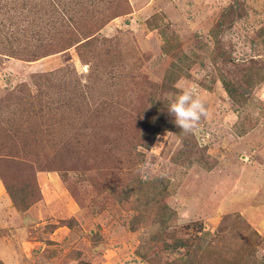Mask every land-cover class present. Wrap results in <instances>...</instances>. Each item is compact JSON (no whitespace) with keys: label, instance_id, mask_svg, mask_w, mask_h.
Returning a JSON list of instances; mask_svg holds the SVG:
<instances>
[{"label":"rangeland","instance_id":"obj_1","mask_svg":"<svg viewBox=\"0 0 264 264\" xmlns=\"http://www.w3.org/2000/svg\"><path fill=\"white\" fill-rule=\"evenodd\" d=\"M20 20L52 51L92 34L31 61L0 46L9 204L39 200L42 171L73 204L8 233L41 241L25 264H264V0H0V34ZM192 85L207 115L184 133L166 97Z\"/></svg>","mask_w":264,"mask_h":264},{"label":"crops","instance_id":"obj_2","mask_svg":"<svg viewBox=\"0 0 264 264\" xmlns=\"http://www.w3.org/2000/svg\"><path fill=\"white\" fill-rule=\"evenodd\" d=\"M38 179L43 194L40 195V199L37 202L22 211L17 210L14 206L11 207L9 204L10 197L8 198L4 184L0 179V259H5L7 264H25L23 258L33 248L39 249L41 244V241L34 239H24L15 245L8 244L6 237L8 233L15 232L18 234L17 232L20 231V234L25 235L23 233L24 231L37 226L38 222H40L35 217H43L51 213L54 216L53 218L60 219L64 216V212L73 206L71 202H66L67 198L64 194V185L56 172H39ZM52 187L55 188L56 192L51 191L49 192L50 194L44 192V190H50ZM61 230L63 231L62 227H56L51 233L52 236L49 237L56 240Z\"/></svg>","mask_w":264,"mask_h":264},{"label":"trees","instance_id":"obj_3","mask_svg":"<svg viewBox=\"0 0 264 264\" xmlns=\"http://www.w3.org/2000/svg\"><path fill=\"white\" fill-rule=\"evenodd\" d=\"M49 5H51L53 7V10L55 9V7L57 6L56 3H49ZM30 10H34V11H37L36 12V15L32 16L31 20H30V24H32V21L35 20L36 18L40 17V16H43V13H42V9L39 7V6H36V5H33L31 6V9ZM16 18V17H14ZM26 19H28V17H26ZM21 21L23 20H20V21H16L15 25L12 24L14 26V28H11V26L7 25L6 26V29L3 31V33L0 34V46H3L5 44H8V48L10 49V52H13L15 51L16 49H20L21 48V45H22V40H24L26 43H32V45L30 47H33L34 51L32 50L31 53H30V58L29 59H26V60H35V55H37V53L39 54L40 57H43L45 55H49V54H52V53H56V52H61V51H64L72 46H75V47H79V46H82L84 45V43L88 40H84L85 38L89 37L90 35L92 34H89V35H86L84 36L83 39H80L79 35H81V32H78V30L75 29L74 26H72V35L69 34V36L64 40V41H61L60 43V46H58V49L55 50V51H52L51 49V42H52V38L50 37H46L45 35H39L40 32H37L34 31V37L32 38V40H25L27 39V37L25 36H20L18 34V36H16L17 34V31L19 30V26H21ZM24 22V21H23ZM19 26H18V25ZM6 24H2V26L4 27ZM33 25L37 26L36 29L39 27V25H41V23H37V22H34ZM65 25V27H62V28H70V26L72 24H70L69 22L67 23H64V24H61V26ZM30 28L29 27H25L23 29V31H26V30H29ZM3 34V35H2ZM83 35H85L84 33H82ZM16 36V37H15ZM24 37V38H23ZM16 45V47L14 49H12V45ZM19 46V47H18ZM40 50V52H38ZM3 51V50H1ZM11 56V55H9ZM12 57H15V56H12ZM225 84V83H224ZM226 90L230 93V95H233V90L232 89H229V87H227L226 85ZM1 156V155H0ZM7 159V158H5ZM5 163V165H7L9 163V161H3ZM0 179L2 180L3 184H4V187H5V190L6 192L9 194V196L12 198L13 202H14V196H13V192H12V188L10 187L9 188V184L6 183L5 181H3L4 178L0 177ZM24 199H22V202L24 203L25 202V205H27V203L29 202L28 201V197L27 194L23 195ZM31 203H29L27 205V207L25 206L24 209L22 210H25L27 209L30 205L34 204L36 201H38L37 199L35 200H30ZM15 208H17V210H19L20 208H22L21 206L18 208V205H14ZM235 258V257H234ZM232 261V260H231ZM234 261V260H233Z\"/></svg>","mask_w":264,"mask_h":264},{"label":"clouds","instance_id":"obj_4","mask_svg":"<svg viewBox=\"0 0 264 264\" xmlns=\"http://www.w3.org/2000/svg\"><path fill=\"white\" fill-rule=\"evenodd\" d=\"M167 109L175 124L184 133H191L203 116L207 115L206 102L195 85L186 86L166 97ZM148 179L147 177H142Z\"/></svg>","mask_w":264,"mask_h":264}]
</instances>
